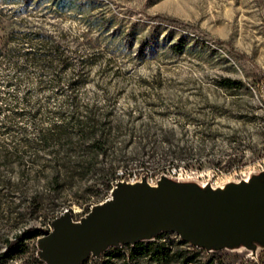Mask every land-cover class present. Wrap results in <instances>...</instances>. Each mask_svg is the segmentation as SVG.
<instances>
[{"label":"rangeland","instance_id":"374dc122","mask_svg":"<svg viewBox=\"0 0 264 264\" xmlns=\"http://www.w3.org/2000/svg\"><path fill=\"white\" fill-rule=\"evenodd\" d=\"M88 113L109 138L105 155L74 131L43 140ZM56 156L69 165L53 177ZM262 166L264 0H0V252L24 229L49 232L66 209L78 220L114 170L220 184ZM36 240L0 264H42ZM121 254L115 264L130 263ZM210 258L264 264V251L201 253Z\"/></svg>","mask_w":264,"mask_h":264},{"label":"water","instance_id":"95a60500","mask_svg":"<svg viewBox=\"0 0 264 264\" xmlns=\"http://www.w3.org/2000/svg\"><path fill=\"white\" fill-rule=\"evenodd\" d=\"M36 240L45 264H83L109 248L177 235L207 253L264 251V169L220 184L160 174L119 180L108 198L78 220L66 209Z\"/></svg>","mask_w":264,"mask_h":264},{"label":"trees","instance_id":"16d2710c","mask_svg":"<svg viewBox=\"0 0 264 264\" xmlns=\"http://www.w3.org/2000/svg\"><path fill=\"white\" fill-rule=\"evenodd\" d=\"M28 54L32 55L31 59L34 62H38L40 58H42V56L35 51H28ZM220 85L226 89H236L241 86L240 82L231 78L221 80ZM96 128V122L89 113L82 117L78 116V114H73L70 120L64 121L59 126H56L54 131L43 134V140L45 142L53 140L60 141L62 138L73 136L70 131H74L75 136L78 137L80 141L85 142L86 139L92 138V140L87 142V146H89L88 148H93L96 156L105 155L107 147L109 146V138L103 133L98 134L95 130ZM165 139L166 141L169 140L168 137ZM174 153L175 155H178V157H183L185 154L183 151H175ZM168 154L169 153H167V155ZM52 161H54L55 165L53 177L59 175L60 172L58 168L59 165L61 166V163L62 165H65V167L69 165L67 159L61 160L57 156L52 159ZM231 161H233V159ZM229 166L232 167L233 163H230ZM163 172L167 173V168H163L161 173ZM146 174L147 177H149V174ZM155 175L157 176L158 173L156 172ZM125 177L128 178L127 175H125ZM117 179H119V177L116 176V171L114 170L111 174V178L107 180L106 196L110 193V190ZM45 232L46 231L42 228L30 227L24 229L20 233L14 234L11 238H7L5 242V250L0 252V263L25 254L29 249L28 242L37 239ZM171 235V233H162L152 241H143L134 245L112 247L104 252L100 259H90L93 260L95 264H115V260L122 255L121 253L123 249L127 248L129 249L130 263L126 264H140L141 260H145L149 264H214V258H210L206 262H203L200 259L201 253L205 251L193 248L175 234H173L175 235V238H170L169 236ZM37 261L45 264L40 258H37ZM87 262L88 260L83 264H87Z\"/></svg>","mask_w":264,"mask_h":264},{"label":"built area","instance_id":"2783aa9c","mask_svg":"<svg viewBox=\"0 0 264 264\" xmlns=\"http://www.w3.org/2000/svg\"><path fill=\"white\" fill-rule=\"evenodd\" d=\"M262 169H264V166H262ZM167 173H169V174L175 176V170H173L172 173L169 172V171H168ZM148 179H149V178H148ZM119 180H127V181H130V182H134V180L128 179V178H126V177H122L121 179H117V180L114 182L113 187L115 186L116 182H118ZM113 187H112V188H113ZM110 192H111V190H110ZM109 195H110V193L106 196V198H108ZM106 198H105V199H106ZM105 199H104V200H105ZM51 230H52V229H51ZM51 230H50V231H51ZM41 236H42V235H41Z\"/></svg>","mask_w":264,"mask_h":264}]
</instances>
